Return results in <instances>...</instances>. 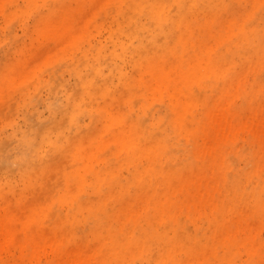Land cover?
Masks as SVG:
<instances>
[{
  "label": "rangeland",
  "instance_id": "obj_1",
  "mask_svg": "<svg viewBox=\"0 0 264 264\" xmlns=\"http://www.w3.org/2000/svg\"><path fill=\"white\" fill-rule=\"evenodd\" d=\"M0 264H264V0H0Z\"/></svg>",
  "mask_w": 264,
  "mask_h": 264
},
{
  "label": "bare ground",
  "instance_id": "obj_2",
  "mask_svg": "<svg viewBox=\"0 0 264 264\" xmlns=\"http://www.w3.org/2000/svg\"><path fill=\"white\" fill-rule=\"evenodd\" d=\"M162 12V15L164 14L165 11H161ZM153 16H155L154 13H151ZM156 15H160V12H156Z\"/></svg>",
  "mask_w": 264,
  "mask_h": 264
}]
</instances>
